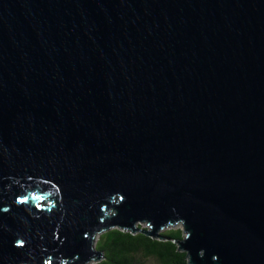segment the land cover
Segmentation results:
<instances>
[{
    "label": "water",
    "instance_id": "obj_1",
    "mask_svg": "<svg viewBox=\"0 0 264 264\" xmlns=\"http://www.w3.org/2000/svg\"><path fill=\"white\" fill-rule=\"evenodd\" d=\"M138 223L264 264V0H0V264Z\"/></svg>",
    "mask_w": 264,
    "mask_h": 264
},
{
    "label": "trees",
    "instance_id": "obj_2",
    "mask_svg": "<svg viewBox=\"0 0 264 264\" xmlns=\"http://www.w3.org/2000/svg\"><path fill=\"white\" fill-rule=\"evenodd\" d=\"M138 228L133 233L114 227L99 234L94 248L102 257L88 264H187L186 253L178 249L183 230L172 226L150 237L142 232L145 228Z\"/></svg>",
    "mask_w": 264,
    "mask_h": 264
},
{
    "label": "rangeland",
    "instance_id": "obj_3",
    "mask_svg": "<svg viewBox=\"0 0 264 264\" xmlns=\"http://www.w3.org/2000/svg\"><path fill=\"white\" fill-rule=\"evenodd\" d=\"M137 225H138V227H140V228L149 229V228H148V225L145 224V223H138ZM173 228H174V229H181V230H183V225H182V223H178V224H176L175 226H173ZM98 236H99V235H96L95 238H94V240H93V247H95V243H96V241H97V239H98Z\"/></svg>",
    "mask_w": 264,
    "mask_h": 264
}]
</instances>
